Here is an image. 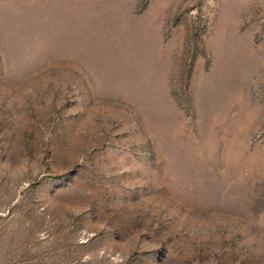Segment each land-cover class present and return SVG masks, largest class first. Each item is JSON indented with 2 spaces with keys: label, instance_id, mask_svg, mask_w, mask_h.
Returning a JSON list of instances; mask_svg holds the SVG:
<instances>
[{
  "label": "rangeland",
  "instance_id": "obj_1",
  "mask_svg": "<svg viewBox=\"0 0 264 264\" xmlns=\"http://www.w3.org/2000/svg\"><path fill=\"white\" fill-rule=\"evenodd\" d=\"M0 264H264V0H0Z\"/></svg>",
  "mask_w": 264,
  "mask_h": 264
}]
</instances>
